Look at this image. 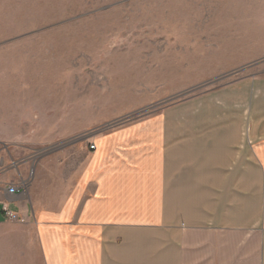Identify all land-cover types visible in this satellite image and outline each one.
Masks as SVG:
<instances>
[{
	"label": "crops",
	"instance_id": "0c3cea01",
	"mask_svg": "<svg viewBox=\"0 0 264 264\" xmlns=\"http://www.w3.org/2000/svg\"><path fill=\"white\" fill-rule=\"evenodd\" d=\"M87 137L33 157L0 136V223L7 203L42 264H264V79Z\"/></svg>",
	"mask_w": 264,
	"mask_h": 264
},
{
	"label": "rangeland",
	"instance_id": "374dc122",
	"mask_svg": "<svg viewBox=\"0 0 264 264\" xmlns=\"http://www.w3.org/2000/svg\"><path fill=\"white\" fill-rule=\"evenodd\" d=\"M257 79L264 0H0V136L33 157ZM19 225L0 264H42Z\"/></svg>",
	"mask_w": 264,
	"mask_h": 264
},
{
	"label": "built area",
	"instance_id": "2783aa9c",
	"mask_svg": "<svg viewBox=\"0 0 264 264\" xmlns=\"http://www.w3.org/2000/svg\"><path fill=\"white\" fill-rule=\"evenodd\" d=\"M95 145L94 143H90L89 148L94 149ZM7 192L10 195H20L23 193V186H16L14 184L9 185L6 187ZM2 213L6 220L10 222H23V218L16 212L12 211L10 207L7 205V203L2 204Z\"/></svg>",
	"mask_w": 264,
	"mask_h": 264
},
{
	"label": "water",
	"instance_id": "95a60500",
	"mask_svg": "<svg viewBox=\"0 0 264 264\" xmlns=\"http://www.w3.org/2000/svg\"><path fill=\"white\" fill-rule=\"evenodd\" d=\"M81 139V138H80Z\"/></svg>",
	"mask_w": 264,
	"mask_h": 264
}]
</instances>
